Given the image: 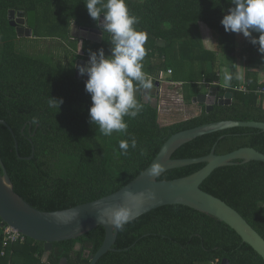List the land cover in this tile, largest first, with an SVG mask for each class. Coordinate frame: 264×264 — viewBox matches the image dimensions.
<instances>
[{
	"label": "trees",
	"instance_id": "16d2710c",
	"mask_svg": "<svg viewBox=\"0 0 264 264\" xmlns=\"http://www.w3.org/2000/svg\"><path fill=\"white\" fill-rule=\"evenodd\" d=\"M127 5L139 18L135 27L148 34L143 70L150 76L172 68L175 58L168 57V50L176 49L179 43L200 40L199 24L212 31L224 54L236 52L237 33L226 32L221 24L232 6L229 0H127ZM11 10L25 12L26 26L36 39L68 42L73 26L99 27L89 16L84 0H0V120L12 129L18 143L17 151L11 131L0 125V155L14 191L39 211L67 210L118 192L140 176L179 132L224 121L264 123V98L254 93L260 87L255 71L264 65V54L250 42L242 54L249 70L247 93L239 91L235 78L231 89L221 88L217 70L208 73L206 64L200 72L201 79L216 88L219 96L233 94L231 105H216L210 113L203 106L199 116L164 124L159 107L140 98L142 113L135 119L124 118L127 133L103 136L98 125L89 122L91 95L85 91V82L75 78V72L77 60L87 59L90 51L103 48L106 55L110 54V35L104 34L101 43L77 38L83 42L85 57L77 56L69 68L59 67L51 59L19 49L21 38L8 19ZM159 40L166 46H159ZM211 61L216 66L215 57ZM51 97L63 100L60 109L49 107ZM133 136L137 147L130 146L124 154L119 141L130 143ZM216 144L217 155L242 148L264 154V132L233 128L205 135L179 148L173 159L208 156ZM205 166L169 170L158 180L184 178ZM201 189L235 209L264 238V163L238 161L219 168ZM105 236V230L98 227L77 240L54 243L48 263L60 264L67 259L68 264H90V256L101 248ZM2 241L0 227V264H43V243L27 238L25 244L9 246L1 256ZM78 243L82 248L76 252ZM113 249L97 264H264V259L227 224L179 205L158 208L123 225Z\"/></svg>",
	"mask_w": 264,
	"mask_h": 264
},
{
	"label": "water",
	"instance_id": "95a60500",
	"mask_svg": "<svg viewBox=\"0 0 264 264\" xmlns=\"http://www.w3.org/2000/svg\"><path fill=\"white\" fill-rule=\"evenodd\" d=\"M8 19L19 38H33V30L26 26L25 12L11 10ZM102 19L103 16H101ZM74 30L75 33H71L74 38L92 43H101L104 34H108L107 32L103 33L100 28H79L78 31L75 28ZM158 45L165 47L166 42L159 40ZM87 62L84 59L77 60L75 72L77 80L86 82L88 79L86 74L79 73V67L87 65ZM232 101L233 94L231 92L221 97L216 88H210L206 93L198 94L192 100L195 104L205 105L207 113L213 111L216 105L229 106ZM0 125L11 131L18 151L17 139L12 129L5 121L0 120ZM233 128H252L264 132V123L224 121L174 134L163 145L151 165L118 192L90 203L55 212H42L33 208L14 191L13 183L0 155L2 169V173H0V227L2 229L5 226L12 227L27 238L43 243L45 250L43 264H49L48 259L54 243L77 240L94 229L102 227L106 233L104 242L97 253L90 256V264H97L102 257L114 251L113 247L116 244L120 228L114 223L116 211L125 210L128 212L129 218L123 222L125 225L158 208L179 205L211 215L227 224L241 237L244 243L264 259V238L235 209L201 189L203 182L215 170L234 166L238 161H241L242 164L264 163V154L253 148H242L226 155H217L216 144L208 156L195 159H173L176 151L185 144L199 137ZM32 158L33 156L25 159L31 160ZM22 159L24 160V158ZM197 164H206V166L184 178L173 181L158 180L169 170ZM154 166L158 167L159 171L156 174H151ZM81 248V244L78 243L75 246V251L78 252ZM60 264H68L67 259H63ZM222 264L230 263L224 261Z\"/></svg>",
	"mask_w": 264,
	"mask_h": 264
},
{
	"label": "clouds",
	"instance_id": "9594fccd",
	"mask_svg": "<svg viewBox=\"0 0 264 264\" xmlns=\"http://www.w3.org/2000/svg\"><path fill=\"white\" fill-rule=\"evenodd\" d=\"M89 16L97 21L103 33L110 35V54L100 48L90 51L87 65L79 67L81 75H87L85 91L91 95L89 122L98 125L103 136L113 132L127 133L128 123L125 117L135 119L143 109L144 103L137 98L140 90L148 92L153 88V81L143 70L146 56L144 47L148 34L136 25L139 18L132 14L127 0H84ZM232 5L223 16L221 24L226 32L243 34L258 51L264 54V0H229ZM101 16L103 19L101 20ZM258 33L259 36H253ZM236 65V64H235ZM235 79H243V74L225 71L223 81L230 85ZM62 99L51 97L49 107H59ZM136 148V138L120 140L119 148L127 154L129 147ZM143 155V151L141 152ZM159 168L154 166L151 174ZM129 214L125 210L114 213V223L122 227Z\"/></svg>",
	"mask_w": 264,
	"mask_h": 264
},
{
	"label": "crops",
	"instance_id": "0c3cea01",
	"mask_svg": "<svg viewBox=\"0 0 264 264\" xmlns=\"http://www.w3.org/2000/svg\"><path fill=\"white\" fill-rule=\"evenodd\" d=\"M204 24H200L198 28L199 42L190 40L177 44L176 49L179 51V59L185 60L188 63L196 65H204L208 73L217 70V75L220 79L219 86L225 90L231 89L230 85H225L223 81V74L227 71L234 73L239 72L243 74V79H236V87L240 90L247 86V74L249 72L246 60L242 54L249 47L250 41L244 37L243 34H237L236 52L233 55L224 54L215 38L212 31ZM76 26H73L71 32H74ZM74 30V31H73ZM72 36V35H71ZM74 38V36H72ZM242 38V40H240ZM77 53V52H76ZM215 57L217 64L213 67L211 58ZM208 60V61H206ZM236 64V65H235ZM203 69V67L201 68ZM172 75H167V83L162 84L160 87L153 85V88L148 92H138L137 98H142L145 102H150L152 105L159 107L160 120L164 124H172L179 121L188 120L199 116L202 113V104H195L192 102L198 94L206 93L208 89L213 88L208 85L204 80H180L176 78L173 68ZM145 71V70H144ZM148 75L147 71H145ZM254 73V72H253ZM255 73L258 75L256 78L257 85L262 88L264 85V65L260 66ZM202 78V77H201ZM258 89V88H257ZM206 90V91H205ZM190 98V99H189ZM264 98L262 95L261 99ZM189 99V100H188ZM171 102H174L175 108H169Z\"/></svg>",
	"mask_w": 264,
	"mask_h": 264
},
{
	"label": "rangeland",
	"instance_id": "374dc122",
	"mask_svg": "<svg viewBox=\"0 0 264 264\" xmlns=\"http://www.w3.org/2000/svg\"><path fill=\"white\" fill-rule=\"evenodd\" d=\"M203 27L205 26L203 25ZM75 28L78 31L79 28L77 27ZM71 33H75V31ZM240 40H242V38H240ZM78 42H79L78 50L76 53L75 52L76 47L74 46H76ZM195 42H199V41L196 40ZM86 44L91 45L90 43H86ZM18 45L21 51L35 57L51 59L56 66L63 68H69L71 65H73L77 59V56L84 55L85 57V54L82 51L83 42L73 37L68 42H63L61 40H53V39H36L35 37L33 38L24 37L21 38V41L19 42ZM178 54L179 51L178 49L175 48H172L167 52L168 57L175 58V61L172 62L171 64L173 70L175 71L176 78L180 80H185V79L193 80L195 82L202 80L201 79L202 73L200 74V72L202 71L201 68L203 66L191 64L186 62L185 60L179 59ZM172 103L174 102H171V107L170 105L167 107L169 108L173 107L177 109L176 108L177 106H173L174 104Z\"/></svg>",
	"mask_w": 264,
	"mask_h": 264
},
{
	"label": "built area",
	"instance_id": "2783aa9c",
	"mask_svg": "<svg viewBox=\"0 0 264 264\" xmlns=\"http://www.w3.org/2000/svg\"><path fill=\"white\" fill-rule=\"evenodd\" d=\"M82 58H84V55L81 56ZM84 60H89V57L87 59ZM173 71L172 70H168V71H162L160 72L157 76H150L148 75L151 80L153 81V85H158V87H160L162 84L167 83V75H172ZM210 87H212L210 84H208ZM215 85V84H214ZM240 92H245L247 93L248 90L247 88H241L239 90ZM254 93L257 96H262L264 95V88H258L254 91ZM2 234H3V241H2V251H1V256H5L6 253V249L9 246H12L14 244H25L27 242V237L23 234H21L19 231L15 230L12 227L9 226H5L2 229Z\"/></svg>",
	"mask_w": 264,
	"mask_h": 264
},
{
	"label": "flooded vegetation",
	"instance_id": "af4514ba",
	"mask_svg": "<svg viewBox=\"0 0 264 264\" xmlns=\"http://www.w3.org/2000/svg\"><path fill=\"white\" fill-rule=\"evenodd\" d=\"M106 34V33H105Z\"/></svg>",
	"mask_w": 264,
	"mask_h": 264
}]
</instances>
